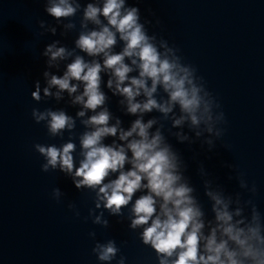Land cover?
Returning <instances> with one entry per match:
<instances>
[{
    "label": "clouds",
    "instance_id": "1",
    "mask_svg": "<svg viewBox=\"0 0 264 264\" xmlns=\"http://www.w3.org/2000/svg\"><path fill=\"white\" fill-rule=\"evenodd\" d=\"M123 4L124 0H106L102 9L90 4L85 12L86 18L96 23H99L98 15H103L107 19L108 24L115 28L121 39L126 42L122 53L109 55L106 51L116 43L115 33L107 26L101 31L81 35L77 46L89 55L104 53V67L112 69L117 77V89L128 98L129 112L136 113L137 110L148 111L153 107H159L151 96L157 84L162 83L165 90L170 93L171 101L178 102L181 109L191 116L192 123L198 124L196 112L202 98L198 95L200 89L192 84L190 79L192 73L188 68L181 67L176 60L161 59L156 47L149 42V38L142 30V25L138 23L137 9L131 8L122 14ZM48 11L56 17H61L72 15L75 9L68 4L67 0H59V3L54 4ZM48 51L51 52L52 59L62 57L65 53L64 48L53 51L50 47ZM133 56L140 61L141 78H133L131 86L121 87L120 85L127 79V73L131 71L123 62L124 58ZM132 62L135 64L136 60ZM101 70L99 63L88 64L81 57H77L68 65L63 78L53 76L49 83L71 93L76 91V86H70V80L82 81L84 91L81 96L76 97V102L83 103L87 109L95 110L103 105L105 100L104 94L99 90ZM145 78L152 80L151 89L145 87ZM186 85H191V87H186ZM109 86H111V81H109ZM141 88L149 97L143 105L133 103L134 97L139 95ZM45 93L47 94V89ZM33 96L39 99L38 92H34ZM205 110L207 111V108ZM161 111L167 112L170 108L164 107ZM49 115L51 117L49 128L53 134L66 126H71L70 117L64 112H51ZM78 115L83 116L84 112ZM43 118V116L38 117V119ZM108 121L107 111H101L87 121L96 127L94 131L86 133L82 138L81 143L86 151L79 168L75 169V176L81 178L75 181V186L80 188L86 185L95 188L101 185L99 192L103 194L105 207L114 212H119L122 206L127 205L133 194L141 187L147 188L150 194L141 196L133 206L135 219L132 221V226L148 225L151 220L150 226L146 227L143 232L144 243H150L158 253L168 257L179 250L173 264H226L225 260L221 259V255L227 257V264H241V261L236 259L237 253L228 250L226 241L216 243L214 233L208 239L206 246L210 254L207 257L198 256L200 239L198 231L202 225L194 223V217L199 213L188 206L191 203L187 196L190 190L183 185L175 186L178 177L173 174L174 165L168 150L158 147L159 135L149 140L147 129L151 126V121L143 124L140 120H136L130 131L121 132V140H126L133 133L140 137L128 144V149L132 153L133 169L127 172L120 171L117 179L107 184L103 183L110 172L123 169L127 161L124 148L116 150L101 143L104 136H115L117 132L116 127L107 126ZM176 123L179 124L180 121L177 120ZM74 147L72 143L65 144L62 149L55 146L37 145L38 151L47 158L44 169L47 170L49 165L55 168L59 164L61 170L71 173L74 168L71 155ZM143 180L147 183L142 184ZM154 197H161L164 203L161 205V215L152 219L156 212ZM169 204L172 205L171 208ZM161 216L165 218L162 219ZM217 218L224 221L231 219L227 212L218 213ZM224 232L243 249V256L253 258L256 264H264V259H258L260 253L247 245V240L241 238L240 232H235L232 227L225 228ZM253 233L255 234V230ZM115 251L116 249L109 244L103 249L100 259H110ZM161 264H166V262L162 260Z\"/></svg>",
    "mask_w": 264,
    "mask_h": 264
}]
</instances>
